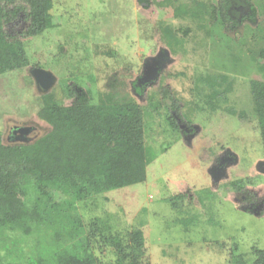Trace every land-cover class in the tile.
<instances>
[{
    "label": "rangeland",
    "instance_id": "obj_1",
    "mask_svg": "<svg viewBox=\"0 0 264 264\" xmlns=\"http://www.w3.org/2000/svg\"><path fill=\"white\" fill-rule=\"evenodd\" d=\"M237 1L233 31L216 11L210 16L217 0H26L28 9L49 2L53 28L23 40L27 68L0 75L3 144L23 142L16 128L26 129L28 143L46 134L40 97L53 92L61 100L66 85L90 90L95 100L125 93L141 106L155 93L144 124L152 159L145 181L83 201L68 188L56 192L75 204L97 240L125 243L142 232L138 264L250 263L264 250V153L250 92L253 80L264 81V0H248L253 21ZM23 19L22 12L10 16L6 32L18 33ZM33 69L51 74L49 89H38ZM148 69L156 71L146 82ZM137 81L147 84L140 96ZM160 88L167 106L154 109ZM2 232L0 264H27L50 240ZM90 251L97 264L118 263L110 246L92 242Z\"/></svg>",
    "mask_w": 264,
    "mask_h": 264
},
{
    "label": "trees",
    "instance_id": "obj_2",
    "mask_svg": "<svg viewBox=\"0 0 264 264\" xmlns=\"http://www.w3.org/2000/svg\"><path fill=\"white\" fill-rule=\"evenodd\" d=\"M242 1L253 21L255 8L248 0ZM237 5L241 2L217 0L210 16L215 17L216 11L221 25L234 31L239 25L232 17ZM45 7L28 9L26 0H0V75L29 66L23 40L53 28L49 2ZM19 12L24 15L23 28L16 34L7 33L9 17ZM201 16L197 14L196 19ZM146 85L134 82L135 94L142 95ZM79 89L64 86L61 100L53 92L40 97L37 116L49 131L33 142L24 138L21 143L8 144L13 142L7 140L3 144L0 134V231L24 237L35 232L49 235L37 258L27 264H97L90 251L92 242L112 247L117 264H138L134 254L143 253L142 232L129 233L125 243L111 235L97 240L92 231L85 232L75 204H64L56 192L68 188L79 197L76 201H83L143 183L152 161L144 146V124L155 93L141 106L125 93L105 91L95 100L90 90ZM250 92L264 153V81L253 80ZM156 96L154 109L165 106L162 99L168 98L167 90L160 88ZM66 100L71 103L64 104ZM87 225L91 230L93 226ZM254 253L252 262L240 258L235 264H264V250Z\"/></svg>",
    "mask_w": 264,
    "mask_h": 264
},
{
    "label": "water",
    "instance_id": "obj_3",
    "mask_svg": "<svg viewBox=\"0 0 264 264\" xmlns=\"http://www.w3.org/2000/svg\"><path fill=\"white\" fill-rule=\"evenodd\" d=\"M155 71H156L155 69L154 70H152V69L146 70L145 74H144V80L146 82L149 81L152 78V76L154 75ZM31 74L34 77L39 90L46 91L47 89H49V86L53 80L51 74H49L45 71L39 70V69H33ZM214 175L215 176L221 175V172L215 171ZM261 207L258 208V211L261 209ZM256 215L258 216L259 214L256 213Z\"/></svg>",
    "mask_w": 264,
    "mask_h": 264
},
{
    "label": "flooded vegetation",
    "instance_id": "obj_4",
    "mask_svg": "<svg viewBox=\"0 0 264 264\" xmlns=\"http://www.w3.org/2000/svg\"><path fill=\"white\" fill-rule=\"evenodd\" d=\"M18 135H21L22 138H25V132H26V129L25 128H16V130H14ZM29 132V131H28ZM26 139V138H25ZM251 205V204H250ZM251 207V206H250ZM249 207V208H250Z\"/></svg>",
    "mask_w": 264,
    "mask_h": 264
}]
</instances>
